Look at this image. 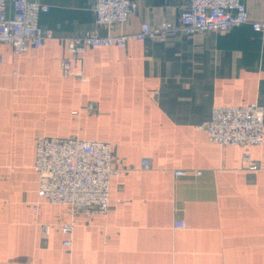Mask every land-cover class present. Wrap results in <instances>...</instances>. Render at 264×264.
<instances>
[{"label":"crops","instance_id":"1","mask_svg":"<svg viewBox=\"0 0 264 264\" xmlns=\"http://www.w3.org/2000/svg\"><path fill=\"white\" fill-rule=\"evenodd\" d=\"M41 2L50 10L39 23L55 37L25 53L0 43V264H264V144L250 147L260 168L246 169L245 147L200 127L214 105H264V34L244 24L88 47L73 62L79 74L65 76L62 37L178 24L189 0H140L111 27L95 25L92 0ZM244 2L264 20V0ZM38 135L115 146L111 211L77 215L71 252L58 226L69 206L38 203Z\"/></svg>","mask_w":264,"mask_h":264},{"label":"built area","instance_id":"2","mask_svg":"<svg viewBox=\"0 0 264 264\" xmlns=\"http://www.w3.org/2000/svg\"><path fill=\"white\" fill-rule=\"evenodd\" d=\"M95 25L111 27L125 24L137 11L140 0H92ZM50 10L41 0H0V43L13 47L16 53L33 52L47 39L54 38L51 29L42 27L40 15ZM250 24L264 34V20L251 19L244 0H189L180 16V22L164 20L156 25L144 22L136 33L99 34L88 30L80 36L62 37L69 56L61 60L63 75H76L74 60L84 56L88 47L126 46L132 39L140 41L162 38L183 32L187 35L205 32H226L234 27ZM0 62H5L0 53ZM83 78V77H82ZM87 81V77L83 78ZM211 140L219 145L245 147L242 162L246 169L257 170L260 164L252 157L250 147L264 144V105L258 101L244 105H214L210 119L200 126ZM34 168L38 173V203L65 204L72 212L71 220L60 223L59 229L67 235L63 244L71 252V234L77 225V215H108L111 211V180L120 172L114 166V144L78 136L58 137L38 135L36 138ZM143 166L150 167L148 160ZM176 175L187 174L176 171ZM201 172L196 171L195 174ZM38 203L34 206L38 209ZM176 228H185L184 221H176ZM50 233L52 225L43 224Z\"/></svg>","mask_w":264,"mask_h":264},{"label":"water","instance_id":"3","mask_svg":"<svg viewBox=\"0 0 264 264\" xmlns=\"http://www.w3.org/2000/svg\"><path fill=\"white\" fill-rule=\"evenodd\" d=\"M73 66V65H72Z\"/></svg>","mask_w":264,"mask_h":264}]
</instances>
